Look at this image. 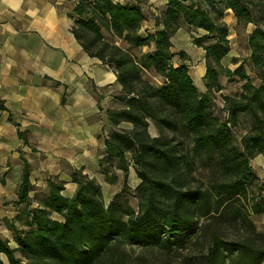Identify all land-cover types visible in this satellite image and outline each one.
I'll return each mask as SVG.
<instances>
[{
  "label": "trees",
  "instance_id": "1",
  "mask_svg": "<svg viewBox=\"0 0 264 264\" xmlns=\"http://www.w3.org/2000/svg\"><path fill=\"white\" fill-rule=\"evenodd\" d=\"M227 9L240 23H255L249 35L250 59L264 79V30L259 27L264 0H168L156 19L162 27L146 35L139 32L146 14L138 2L77 0L73 10L77 39L90 55L114 67L122 85L118 97L124 106L108 110L115 129L106 139L101 164L117 159L127 175L126 154L133 152L140 179L134 188L138 210L125 208L120 193L106 203L96 180L78 170L72 197L61 193L63 182L49 178L46 206L31 210L33 229L17 234L24 260L0 234V264L2 254L9 264H127L126 242L170 249L186 241L198 244V236L206 239L207 247L197 255V264H264V229L252 219V214H264V182L250 164L254 155L264 154V84L256 87L238 69L246 82L239 94L223 95L228 113L223 119L211 111L209 93H200L195 85L186 52H181L179 63L172 62L171 38L182 23L203 28L206 33L194 43L205 51L206 87L222 90V59L230 44L228 27L220 18ZM102 27L133 46L153 42L142 66L153 67L164 83L155 86L146 79L134 54L106 40ZM210 38L214 41L205 45ZM240 112H249L256 123L242 137L243 148L232 134ZM122 121L132 127L119 126ZM151 121L159 128L158 135L149 132ZM19 134L25 139L23 132ZM197 160L208 169L206 182L194 175ZM30 185L25 160L19 202L28 203ZM128 188L125 179L123 189ZM51 211L61 218H52Z\"/></svg>",
  "mask_w": 264,
  "mask_h": 264
},
{
  "label": "crops",
  "instance_id": "2",
  "mask_svg": "<svg viewBox=\"0 0 264 264\" xmlns=\"http://www.w3.org/2000/svg\"><path fill=\"white\" fill-rule=\"evenodd\" d=\"M115 1L138 2L145 14L149 12L142 35L162 27L152 14L168 0ZM76 2L0 0V170H7L9 180L22 175L25 160L31 183L57 178L76 185V170L90 178L110 174L101 159L107 154L105 140L115 129L108 110L124 106L118 97L122 85L114 67L90 55L77 39ZM185 43L189 58L203 63L199 75L204 77L203 47Z\"/></svg>",
  "mask_w": 264,
  "mask_h": 264
},
{
  "label": "rangeland",
  "instance_id": "3",
  "mask_svg": "<svg viewBox=\"0 0 264 264\" xmlns=\"http://www.w3.org/2000/svg\"><path fill=\"white\" fill-rule=\"evenodd\" d=\"M146 4L148 9L151 10L149 7L151 6V3ZM186 4H189V2H186ZM161 6L162 5L160 4L156 7L158 12L157 15H154V13L152 14L155 19L161 18L163 9L161 10L160 8H165V6ZM146 14L148 16L149 12H146ZM220 20L226 23L228 27L229 33L227 38L230 44L228 55L222 59L224 69L221 70L220 77L223 89L220 91H205V77L199 75V68L200 66L203 67V63H201L200 60L193 61L189 58V55L184 59L190 67V74L200 93H209L211 99V111L220 118L226 119L228 117V113L224 107L225 103L223 95L239 94L243 89V84L246 82V79L242 78L241 73L237 72V70L239 69L240 71L245 72L252 84L256 87L260 84H264V79H262L259 69L252 64L250 59L251 49L249 45V35L256 27L255 23H240L231 9L225 10ZM182 24V29L175 33L171 38L175 53L172 58V62L174 64L181 61V52L185 51L184 49L189 50V46L185 43V41L194 43V38L202 36L206 33V30L203 28L189 26L184 22ZM259 27L264 30V21L259 24ZM101 30L106 40L117 44L134 54L141 66L142 75L146 79H148L155 86H161L164 83V78L158 74L153 67L142 66L145 64L144 55L151 52L153 49V42L142 46H133L128 41L113 34L107 28L102 27ZM213 41L214 39L210 38L204 40L203 42L207 45ZM226 70H229V72ZM128 123L122 124L123 128L130 129L132 124L129 125ZM255 125V120L249 112L238 113L237 124L232 127V134L234 136L235 143L243 148L241 144L242 137L250 132ZM149 132L153 136L160 133L157 125L152 121L150 122ZM186 141H188V139H186ZM132 155L133 152L131 151L126 154L127 161L129 162V171L127 175H124L123 170L120 168V161L112 159L110 164H106L105 167H103V169L110 170V174H101L93 178L97 180L96 183L100 185L102 196L106 203H108L110 198L114 197L115 194L120 193V200L125 208L137 211L139 198L136 196L134 188L132 187L140 180L137 176V172L135 171L136 168L132 163ZM250 164L253 167L254 173L259 177V182H264V154L260 153L259 155H254L250 160ZM207 170L208 169H206L204 165H201V162L197 160L196 171H194L195 177L206 182L208 180ZM6 174V169L0 170V234L4 239H7L9 244L15 249L16 257L24 260L18 244L17 234H27L33 229L31 210L37 206H46L49 195V186L48 183L45 184L44 180H32L28 203L19 202L17 188L22 175L9 180ZM125 179L130 186V188L126 190L123 189ZM53 180L56 182H62L58 181L57 178H54ZM77 187L78 184H64V188L61 193L73 196ZM263 190L264 187L262 189V194ZM254 191L257 192V187H254ZM50 216L52 218H61L56 211H51ZM252 219L255 221L259 229H264L262 215L252 214ZM191 236L194 235L192 234ZM197 240L198 244L186 241L172 245L170 249L159 246H144L130 242H126L123 245V248L127 254V264H197V261L199 260L197 255L202 254L207 247L206 239L198 236ZM1 258L3 260V264H9V260L5 254H2ZM227 263L228 262L226 261L225 264Z\"/></svg>",
  "mask_w": 264,
  "mask_h": 264
}]
</instances>
